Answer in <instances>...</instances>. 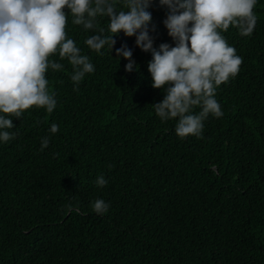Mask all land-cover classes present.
Segmentation results:
<instances>
[{"label": "trees", "instance_id": "16d2710c", "mask_svg": "<svg viewBox=\"0 0 264 264\" xmlns=\"http://www.w3.org/2000/svg\"><path fill=\"white\" fill-rule=\"evenodd\" d=\"M116 8L126 10L122 0ZM148 11L153 47L176 46L168 8L152 0ZM65 12L67 37L94 72L75 85L71 64L53 54L64 66L46 72L56 108L9 117L15 136L0 140V264H264V0L251 35L219 30L243 62L216 87L223 115L209 114L200 136L183 138L178 117L155 113L166 92L152 87V53L121 31L112 51L97 54L84 41L99 28L111 35L109 18L85 30ZM122 46L132 51L131 72L116 56ZM97 199L107 212L93 211Z\"/></svg>", "mask_w": 264, "mask_h": 264}, {"label": "clouds", "instance_id": "9594fccd", "mask_svg": "<svg viewBox=\"0 0 264 264\" xmlns=\"http://www.w3.org/2000/svg\"><path fill=\"white\" fill-rule=\"evenodd\" d=\"M117 0H0V140L14 138L13 121L32 107L44 108L52 113L56 108L54 93H50L46 72L49 67L59 71L64 66L49 60L58 53L73 68L71 80L78 85L86 74L94 72L87 55H82L73 39L67 37L68 9L74 25L85 30H96V18L108 17V31L89 36L84 43L97 54L107 45L112 51L119 32L135 36L136 46L152 53L148 71L152 87L165 88V96L153 104L156 115L162 120L179 118L176 134L200 136L203 121L209 114L223 115L215 99L216 87L238 74L242 57L228 45L219 30L229 26L239 29L243 36L251 35L257 17L254 8L257 0H159L169 10L164 25L176 46L167 43L153 47L149 35L152 14L148 11L152 0H122L123 9L117 11ZM129 63L125 70H133L132 51L126 46L116 49ZM201 111L193 114L191 109ZM59 130L53 123L49 131ZM48 138L41 141L47 148ZM96 184L103 187L107 181L99 176ZM109 205L102 199L92 204L97 214L107 212Z\"/></svg>", "mask_w": 264, "mask_h": 264}]
</instances>
